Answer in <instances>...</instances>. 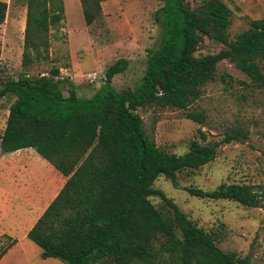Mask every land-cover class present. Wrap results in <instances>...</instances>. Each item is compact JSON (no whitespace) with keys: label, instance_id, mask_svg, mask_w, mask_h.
Wrapping results in <instances>:
<instances>
[{"label":"trees","instance_id":"1","mask_svg":"<svg viewBox=\"0 0 264 264\" xmlns=\"http://www.w3.org/2000/svg\"><path fill=\"white\" fill-rule=\"evenodd\" d=\"M87 27L102 15L108 0H79ZM154 17L161 30L155 50H148L145 74L134 89L111 87L114 76L128 65L118 60L104 73L103 85L90 97L60 78L52 68L31 77L35 63L49 60L51 28L64 20L63 0H27L21 68L17 79L0 88L14 96L0 152L32 149L66 180L56 197L28 231L26 238L41 251V259L64 264H250L217 245L215 234L191 222L165 194L153 188L163 177L178 189V176L213 162L219 147L243 143L248 133L228 129L221 140H192L188 151H161L147 135L138 110H188L216 80L217 65L228 61L256 89L264 87V17L247 20L248 28L229 37L232 10L227 0H161ZM7 4L0 2V24ZM222 45L214 54L196 56L201 39ZM222 81L224 80L221 77ZM202 125L205 116L185 114ZM202 200H227L246 208H261L264 185L221 183L214 190L186 187ZM157 196L158 209L150 198ZM16 243L0 251V259Z\"/></svg>","mask_w":264,"mask_h":264},{"label":"rangeland","instance_id":"2","mask_svg":"<svg viewBox=\"0 0 264 264\" xmlns=\"http://www.w3.org/2000/svg\"><path fill=\"white\" fill-rule=\"evenodd\" d=\"M0 2L7 4L5 20L0 24L1 88L7 79L16 80L22 70L27 0ZM162 5L161 0L107 1L101 4V17L87 27L79 0L68 1L67 21L64 18L59 26L51 28L49 60L35 63L30 76H41L58 68L60 77L71 82L73 78L78 83L77 94L88 98L103 85L105 70L116 61L125 60L127 68L114 76L111 87L117 91L134 89L145 74L148 50L159 46L161 30L154 14ZM247 20L249 17L234 12L230 39L248 28ZM222 47L203 38L196 56L217 53ZM90 76L96 77L92 83L88 82ZM14 100V96H8L1 101L0 137ZM188 110L203 113L204 124L187 119ZM188 110L149 108L137 112L149 138L166 153L185 154L192 140L201 142L200 132L207 141H219L228 129L240 128L248 133L247 140L224 144L213 162L192 173H181L178 189L163 177L154 182L153 188L171 199L191 222L215 234L222 251L234 252L241 258L249 256L250 264H264V203L261 208H246L227 200L198 199L184 190L194 187L211 191L221 183L264 185V87L254 88L233 64L221 61L217 65L216 80L203 87V95ZM45 169L53 170L33 150L19 154L12 171V201L21 200L22 193L28 198L31 189L36 191V177ZM38 180L43 182L40 176ZM58 192L59 189L55 193ZM52 197L42 203L41 209ZM150 202L158 209L162 205L157 196L151 197ZM9 242L0 238V251ZM39 253V248L25 238L21 247L7 253L0 264H64L56 259H41Z\"/></svg>","mask_w":264,"mask_h":264},{"label":"crops","instance_id":"3","mask_svg":"<svg viewBox=\"0 0 264 264\" xmlns=\"http://www.w3.org/2000/svg\"><path fill=\"white\" fill-rule=\"evenodd\" d=\"M68 1L75 2V0H63L64 18L66 21ZM108 1L110 2L112 0ZM226 3L233 12L232 17L234 12L240 13L241 16L249 17L250 20H259L264 17V0H227ZM72 82L76 86L78 85L77 81L73 78ZM26 150L32 149H22L6 154H2L0 152V238H5L10 241L12 239L16 240V243L2 256L0 263L7 253H12L13 250L21 247L28 231L42 215L49 203L56 197L58 193L56 194L55 192L58 189L60 191L66 180L60 174L58 175L55 173V169L37 154V156L51 166L53 170L45 169L43 173L36 177V191H32L31 189L28 198L25 193H22L21 200L18 198L19 201H12V179L14 178L12 171L15 168V159L19 154L25 152ZM31 157L32 159L34 158L32 155L30 158ZM39 176L42 178V183L38 180ZM61 182L62 184L60 185ZM32 192H34L33 197L31 195ZM50 196L53 197L47 203L46 207L41 209L42 203H44V201H46V199ZM32 198H35L36 200H33ZM34 201H36L37 204L34 203Z\"/></svg>","mask_w":264,"mask_h":264},{"label":"built area","instance_id":"4","mask_svg":"<svg viewBox=\"0 0 264 264\" xmlns=\"http://www.w3.org/2000/svg\"><path fill=\"white\" fill-rule=\"evenodd\" d=\"M60 78H61V77H60ZM95 80H96V77H95V76H90L88 82H89V83H92V82H94Z\"/></svg>","mask_w":264,"mask_h":264}]
</instances>
